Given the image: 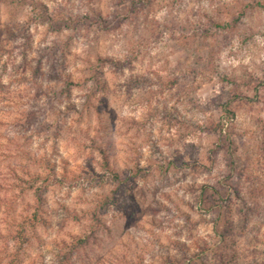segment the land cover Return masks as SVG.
Masks as SVG:
<instances>
[{
  "label": "rangeland",
  "instance_id": "rangeland-1",
  "mask_svg": "<svg viewBox=\"0 0 264 264\" xmlns=\"http://www.w3.org/2000/svg\"><path fill=\"white\" fill-rule=\"evenodd\" d=\"M31 157L68 176L20 264H57L114 188L90 264H264V0H0L4 233Z\"/></svg>",
  "mask_w": 264,
  "mask_h": 264
},
{
  "label": "trees",
  "instance_id": "trees-1",
  "mask_svg": "<svg viewBox=\"0 0 264 264\" xmlns=\"http://www.w3.org/2000/svg\"><path fill=\"white\" fill-rule=\"evenodd\" d=\"M219 29H222L221 25H216ZM7 32L10 34V30L7 29ZM11 34H13L11 32ZM65 82L68 83V90L70 87L80 86L79 83L73 81L70 78L65 79ZM228 115H233L229 105H225L224 109ZM101 154L103 156V170L106 176H110L115 180H120L121 175L115 169L112 168L111 163L107 157L106 151L100 147ZM31 163L34 161L38 165V169L31 170L27 169L24 171L25 177H19L22 184L20 183V188H24L23 182L27 183L28 188L33 191L34 199L36 201L35 205L31 207V213L29 214H20L21 221H18L13 226L15 229H10L7 233L2 232L0 229V255L8 251V246L11 242H14L13 252L11 253V260L6 264H20L23 259V254L26 253V250L31 247L32 244L39 242L41 238L38 234V228L43 224H47L48 221L44 216V207L41 203L42 197L40 191L43 189L49 188L52 184L62 183L64 178H67V162L62 163L61 170L57 166L56 162L50 160H39L35 161L32 157L30 158ZM12 171L17 174L15 169ZM27 177V178H26ZM39 184V185H38ZM203 191L205 192L207 187L202 186ZM119 189L114 188V190L107 194L104 198L101 196L98 198V204L96 209L90 210V223L85 226L83 235H70V240L62 239L60 242L56 241V251L55 256L57 264H71L75 257L81 258L84 261L89 263V252L92 250V245L99 243L98 231L104 227L103 214L106 210H109L112 205L117 203L116 195ZM0 201L5 202L4 199L0 196ZM68 212V208H65ZM215 256L219 258L221 264H228L227 258H224L219 253H215ZM2 264V259L0 260ZM37 264V263H33ZM90 264V263H89ZM195 264H207V262L200 258Z\"/></svg>",
  "mask_w": 264,
  "mask_h": 264
}]
</instances>
